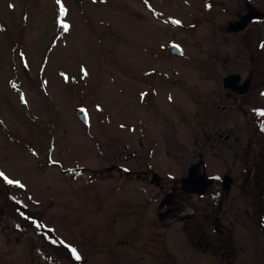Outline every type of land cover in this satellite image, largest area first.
Listing matches in <instances>:
<instances>
[{
	"label": "flooded vegetation",
	"instance_id": "obj_1",
	"mask_svg": "<svg viewBox=\"0 0 264 264\" xmlns=\"http://www.w3.org/2000/svg\"><path fill=\"white\" fill-rule=\"evenodd\" d=\"M215 1L219 8L225 2ZM226 2H230L231 11L226 14L222 6L229 19L221 15V45L213 46L209 41L198 64H193V52L183 53L182 41H178L181 46L169 43L161 47L158 19L127 18L139 24L136 32L140 25L155 31L157 59L163 62L165 56L169 62L158 66L150 94L143 98L145 109L146 105L150 108L142 117L144 125L137 142L112 141L105 162L76 168L78 188L86 184V178H93L99 190L109 189L113 183L141 184L138 191L142 199H136L133 187L129 188L117 206L129 214H123L122 224L108 228L112 233L109 264H264V20L251 19L242 30L233 31L229 25L254 10V2ZM59 23L55 21V39L68 33ZM112 29L107 34H115L119 40L102 42L96 37L93 43L98 49L96 58L104 66L108 60L123 57L122 51L127 49L129 24L122 27L125 35L120 34L124 31L117 24ZM106 45L111 47L107 56ZM173 47L178 49L177 55ZM190 57L187 67L185 60ZM45 65L43 62L39 71ZM168 71H174L172 78L164 79L162 72ZM181 73H189L191 82L198 84L193 89L187 87ZM215 75L218 78L212 81ZM12 81L21 82L16 78ZM182 92L184 98L175 95ZM86 113L78 114V122L88 128ZM53 123L38 125L40 132L34 139L7 137L33 158L34 162L28 163L31 170L52 168L67 175L58 155L64 128L57 119ZM28 125L32 128L34 123ZM153 150L155 157L150 159ZM161 152L167 159L158 158ZM12 156L17 158L16 153ZM30 192L13 197L15 209L28 214L27 210L35 207L38 201L28 195ZM5 214L10 213L0 209V245L2 231L12 230L15 234L11 237L18 235L19 239L9 244L16 246L17 242L18 249L24 243L20 247L30 252L26 254L29 262L25 255L19 256L26 264L56 262L48 251L47 242L53 239L44 236L46 229L33 231V227L20 226L14 217L6 224ZM32 231L36 240L25 237ZM74 257L73 250L60 242L58 263L79 264Z\"/></svg>",
	"mask_w": 264,
	"mask_h": 264
},
{
	"label": "rangeland",
	"instance_id": "obj_2",
	"mask_svg": "<svg viewBox=\"0 0 264 264\" xmlns=\"http://www.w3.org/2000/svg\"><path fill=\"white\" fill-rule=\"evenodd\" d=\"M251 1L255 10H264V0ZM225 2L222 6L228 14L231 6ZM222 6L219 8L215 0H0V209L8 211L20 226L33 227V231L46 229L44 236L53 240L43 238L42 242H47L56 259L52 264H59L60 242L75 250L74 259L79 264H109L112 233L108 228L122 224L123 214H129L117 208L129 188L133 187L136 199H142L138 191L141 184L113 183L111 188L99 190L93 178H86V184L78 188L76 168L105 162L112 141L137 142L144 125L142 117L150 108L146 105L145 109L143 98L150 94L158 66L169 62L165 56L163 62L157 59V38L163 48L182 41L183 53L193 52V64H198L209 41L213 46L221 45ZM131 16L148 17L153 22L158 19L161 34L156 38L148 25H140L136 32L139 24L127 20ZM56 20L67 26L68 33L54 42ZM115 24L119 29L129 24V33L123 29L120 33L127 34V49L122 51L123 57L108 60L104 66L96 58L98 49L93 43L96 37L102 42L119 40L117 35L107 34ZM105 48L107 56L111 47ZM190 61L191 57L185 60L187 67ZM43 62L45 69L39 71ZM173 72H162V77L171 79ZM180 77L191 89L198 84L191 82L189 73ZM213 77L212 81L218 78ZM13 78L21 81V87ZM183 94L175 95L184 98ZM84 110L88 128L78 122V114ZM55 119L64 128L58 155L67 175L52 168L31 170L28 163L32 164L33 158L8 138L34 139L39 126H54ZM31 122L32 128L28 125ZM15 153L17 158L12 156ZM155 153L153 150L148 158L153 159ZM158 158L167 159L163 152ZM173 171L174 167L169 173ZM28 191L39 206L34 204L25 214L15 209L13 197ZM33 231L25 237L36 240ZM256 231L261 239L260 227ZM13 238L19 239L18 235ZM9 254L2 242L0 264H19L12 256L5 257Z\"/></svg>",
	"mask_w": 264,
	"mask_h": 264
},
{
	"label": "trees",
	"instance_id": "obj_3",
	"mask_svg": "<svg viewBox=\"0 0 264 264\" xmlns=\"http://www.w3.org/2000/svg\"><path fill=\"white\" fill-rule=\"evenodd\" d=\"M11 219V215L10 214H5V218H4V222L7 224V223H11L10 221ZM5 230V229H4ZM15 234V232H13L12 230H5L4 232L2 231V241H3V248L4 246L9 250L10 254L9 255H5V257H13L14 260V263L15 261H19V263L21 264H26V262L24 260H22L20 257L17 256L18 253H20L21 255H25L26 254H29L30 252L26 251L23 252L24 248H21L20 246L23 245L24 243H20L18 246V249L16 248V246L18 245L17 242H15V245L14 244H9V241H12L14 238L11 237ZM25 239V237H24ZM5 244V245H4Z\"/></svg>",
	"mask_w": 264,
	"mask_h": 264
},
{
	"label": "water",
	"instance_id": "obj_4",
	"mask_svg": "<svg viewBox=\"0 0 264 264\" xmlns=\"http://www.w3.org/2000/svg\"><path fill=\"white\" fill-rule=\"evenodd\" d=\"M251 19H264V14H261L257 12L255 9L249 10L248 15L244 17V19H241L239 22H236V27L233 28L234 31L242 30L244 26L247 24V22ZM240 25V26H239Z\"/></svg>",
	"mask_w": 264,
	"mask_h": 264
},
{
	"label": "snow or ice",
	"instance_id": "obj_5",
	"mask_svg": "<svg viewBox=\"0 0 264 264\" xmlns=\"http://www.w3.org/2000/svg\"><path fill=\"white\" fill-rule=\"evenodd\" d=\"M61 12H62V14H63V9H61ZM176 23H179L178 21H176ZM65 27V30L67 29V26L65 25L64 26ZM0 175H2V174H0ZM9 183H11L12 181H8ZM73 252H75V250H73ZM79 257H77V259H78Z\"/></svg>",
	"mask_w": 264,
	"mask_h": 264
},
{
	"label": "bare ground",
	"instance_id": "obj_6",
	"mask_svg": "<svg viewBox=\"0 0 264 264\" xmlns=\"http://www.w3.org/2000/svg\"><path fill=\"white\" fill-rule=\"evenodd\" d=\"M247 15H248V12H247V14L245 16H247ZM245 16H243L242 19H244Z\"/></svg>",
	"mask_w": 264,
	"mask_h": 264
}]
</instances>
